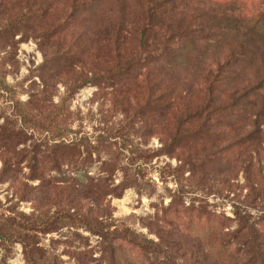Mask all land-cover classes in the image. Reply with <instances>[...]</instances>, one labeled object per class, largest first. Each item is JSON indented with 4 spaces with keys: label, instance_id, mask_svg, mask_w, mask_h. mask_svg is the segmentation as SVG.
Instances as JSON below:
<instances>
[{
    "label": "rangeland",
    "instance_id": "rangeland-1",
    "mask_svg": "<svg viewBox=\"0 0 264 264\" xmlns=\"http://www.w3.org/2000/svg\"><path fill=\"white\" fill-rule=\"evenodd\" d=\"M165 1L0 0V264H264V0H183L151 26ZM121 23L128 58L165 30L211 41L166 75L152 57L150 95L143 63L95 82Z\"/></svg>",
    "mask_w": 264,
    "mask_h": 264
},
{
    "label": "trees",
    "instance_id": "trees-1",
    "mask_svg": "<svg viewBox=\"0 0 264 264\" xmlns=\"http://www.w3.org/2000/svg\"><path fill=\"white\" fill-rule=\"evenodd\" d=\"M183 0H168L165 1L164 3L160 4L159 6L162 8L163 13H161L162 16H156L153 13L152 15L147 14L150 23L152 24L151 26H155L157 24L156 21H159L160 19L164 18V15L166 13L168 14H177L178 12L183 10L182 6ZM185 3V2H184ZM122 23L119 25V27L116 28L114 31V34H112L111 37L105 38L104 44L107 46L109 54H112L115 56L113 57L114 61L111 62V66L107 70L105 74L100 75L95 82L97 81H102V82H111L113 85L121 84L124 82H128L127 80L131 77H136L132 76V71L140 69L141 65L144 64V66H150L149 69L148 67L144 69L143 73L145 74V79H146V84L143 85V87L147 90V93L150 95H153L154 89L156 85H154V82L152 79H155L157 77V72L156 69L152 70V62L155 60L161 61V67L158 73L160 75H166L167 72L171 73L174 71L175 67H181L184 68L186 65L189 63L188 61L190 58L194 60L195 57H198L202 53H205L208 49V46L211 41L210 35L204 34V33H193L190 30L182 29L181 31L175 33L170 30H165L164 32V42L161 45V50L162 51H148L147 52V47L148 41H147V32L149 30H153L152 28H149L147 26L143 27V29L140 31V41L137 45L139 49H144L147 52V55H149V59H145L144 56L140 57V54L138 53L136 56L134 55L133 57L128 58V52L125 49V40L122 38V31L124 30V27H121ZM228 26V24H227ZM164 27H162L160 30L162 31ZM235 28V27H234ZM207 31V30H206ZM46 33L51 34V30L47 31ZM168 34V36H166ZM177 37L178 41L176 43L170 44L168 43L170 38ZM162 37V38H163ZM147 46V47H145ZM136 47V48H137ZM131 53V52H130ZM195 56H191L192 54H195ZM201 53V54H200ZM75 54V52H73ZM155 57V60L152 58ZM188 62V63H187ZM190 62H192L190 60ZM195 63L197 61H194ZM143 63V64H142ZM149 64V65H148ZM220 66V69L224 66V64L218 65ZM143 69V67H142ZM219 70V68H218ZM217 70V71H218ZM226 76V75H225ZM93 81V80H92ZM228 83L227 77H224V75H216L209 80H207V83L205 84V89L201 91L203 95L205 96H213L221 91L222 87L225 86ZM262 87L261 85H253L251 91L257 90L259 87ZM251 87V86H250ZM250 87H248V90L246 93L250 92ZM123 90V88H122ZM176 92L175 89L172 90V94L169 96V94L166 95H161L160 100H165V112L168 114L169 112L171 113L170 116V122H168V126L166 127L167 132H169V138L172 140L176 141L179 140L178 136L184 126H187L188 121H189V116L183 117L182 116V111L183 107H181L176 99H172L173 94ZM166 96V97H165ZM169 96V97H168ZM251 97V103L254 105V99H255V94H249L247 95ZM166 98V99H165ZM180 108V109H179ZM207 119V118H205ZM207 121H204L200 126H204V123ZM190 129L188 128L186 131H189ZM185 131V132H186ZM173 135V137H172ZM183 135H186L183 133ZM2 231V230H1ZM1 236H4V234H1ZM28 248V245L27 247Z\"/></svg>",
    "mask_w": 264,
    "mask_h": 264
}]
</instances>
